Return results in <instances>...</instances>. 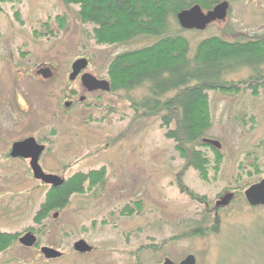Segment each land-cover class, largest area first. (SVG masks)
Instances as JSON below:
<instances>
[{
    "label": "rangeland",
    "instance_id": "obj_1",
    "mask_svg": "<svg viewBox=\"0 0 264 264\" xmlns=\"http://www.w3.org/2000/svg\"><path fill=\"white\" fill-rule=\"evenodd\" d=\"M221 1L230 4L226 20L203 31H181L170 19V35L188 41L190 56L210 37L264 38V0H211L212 7ZM0 7V232L19 238L31 231L38 240L32 248L16 240L0 253V264H158L165 257L178 263L189 255L196 264H264V207H250L243 196L264 179V87L256 96L250 90L210 93L211 125L204 138L220 144L222 161L217 174L210 171L202 180L165 138L159 116L133 106L147 95L145 88L98 90L74 109H59L73 87L79 88L78 98L87 96L79 78L75 85L69 80L75 61L88 60L84 72L108 80L113 57L149 46L155 38L97 45L92 27L80 22L78 7L60 0H0ZM17 10L20 22L13 17ZM57 16L62 17L59 29L53 23ZM43 22L49 23L50 35L40 33ZM38 64L56 66V80L30 79ZM17 66L28 74L18 84L12 73ZM250 76L244 68L226 81ZM31 137L46 148L39 161L46 174L67 180L106 170L98 187L71 196L40 225L33 218L49 187L33 179L27 162L5 156L13 143ZM204 152L213 162L210 148ZM188 192L204 197L208 206ZM228 193L233 198L215 219L207 209ZM79 240L92 251L74 252ZM42 247L62 256L45 260Z\"/></svg>",
    "mask_w": 264,
    "mask_h": 264
},
{
    "label": "trees",
    "instance_id": "obj_2",
    "mask_svg": "<svg viewBox=\"0 0 264 264\" xmlns=\"http://www.w3.org/2000/svg\"><path fill=\"white\" fill-rule=\"evenodd\" d=\"M60 1L78 7L80 22L92 27L91 36L97 45H122L138 37L156 39L149 46L111 59L106 72L111 88L115 92L145 88L147 95L133 106L145 114L159 116L165 138L174 143L186 168L196 171L202 180L208 179L210 171L217 174L222 156L204 143L211 125L210 93L235 95L238 85L253 82L256 84L251 88L256 91L257 83L264 82V43L227 42L210 37L200 41L190 56L188 41L182 36L170 35V19L178 25L176 15L179 12L194 5L210 10L211 0ZM244 68L251 71L246 81H226L232 73ZM168 94L172 96L166 97ZM207 148L213 154V162L204 152ZM105 175L104 167L86 174L77 173L60 187L49 188L33 218L34 224L40 225L52 211L63 210L71 196L82 195L101 184ZM188 195L200 203H207L204 197L189 192ZM17 239V234L0 232V253Z\"/></svg>",
    "mask_w": 264,
    "mask_h": 264
},
{
    "label": "water",
    "instance_id": "obj_3",
    "mask_svg": "<svg viewBox=\"0 0 264 264\" xmlns=\"http://www.w3.org/2000/svg\"><path fill=\"white\" fill-rule=\"evenodd\" d=\"M228 4L226 2L215 5L210 11L204 13L199 5H194L188 10L179 12L176 15V20L182 30L187 31H203L208 25L216 21H223L226 18ZM87 60L79 59L72 64L69 80L73 81L87 68ZM48 72V71H47ZM48 77V76H46ZM82 86L89 92L94 91H109V83L106 80L96 79L89 73H82L80 76ZM205 144H209L216 150L220 149V144L212 140H204ZM45 148L38 145L34 138H27L23 141L13 143L10 150V157L13 159L29 160V169L34 180L50 188L60 187L64 183V179L43 172L39 165V159ZM233 198L232 193H228L221 197L215 203V210L223 208L229 204ZM244 198L250 207H264V179L259 183L250 186L244 192ZM56 217V214L54 215ZM18 242L24 248H32L37 244L36 237L28 232L18 239ZM91 247L83 240H79L73 245V251L78 254H85L91 251ZM40 254L45 260L58 259L62 256L56 250L42 247ZM163 264H175L170 260H165ZM178 264H196L195 258L192 255L187 256Z\"/></svg>",
    "mask_w": 264,
    "mask_h": 264
},
{
    "label": "flooded vegetation",
    "instance_id": "obj_4",
    "mask_svg": "<svg viewBox=\"0 0 264 264\" xmlns=\"http://www.w3.org/2000/svg\"><path fill=\"white\" fill-rule=\"evenodd\" d=\"M2 1V0H1ZM222 2H226L227 4H228V10H227V14H226V18H227V15H228V11H229V9H230V4L227 2V1H221V2H217L216 4H219V3H222ZM215 6V5H214ZM213 6V7H214ZM212 7V8H213ZM211 8V9H212ZM202 9V8H201ZM210 9V10H211ZM210 10H203L202 9V11L204 12V13H206L207 11H210ZM1 11H2V8L0 7V13H1ZM21 12V11H20ZM15 14H14V19L16 20V21H19L20 22V14H19V12H18V10L16 11V12H14ZM15 16H18V18L16 17L15 18ZM226 18L223 20V21H216V22H218V23H222V22H224L225 20H226ZM62 21V17H59V16H57V17H55V18H53V23L56 25V27H57V29H59L58 27H60V26H57V24H58V22H61ZM215 23V22H214ZM212 24V23H211ZM210 24V25H211ZM40 33L41 34H43V35H50L51 33H52V31L50 30V25H49V23L48 22H43V24H41L40 25ZM42 31V32H41ZM45 31V32H44ZM47 39H49V38H47ZM237 42H241V41H237ZM243 42H261V43H264V38L263 37H258V38H256V39H253V40H248V41H243ZM87 62H88V60H87ZM88 66V65H87ZM71 68H72V66L70 67V73H71ZM21 69H23L22 67H20V66H17V68H15V71L13 70L12 71V73H13V75H14V81H15V83L16 84H18V83H20L21 81H24V77L26 76V69H24L23 71L21 70ZM48 71V72H47ZM58 73H59V71H58V68L56 67V66H47V65H44V64H38L34 69H33V71H32V73H30L29 74V78L30 79H33V81L34 82H38V83H40V84H47V83H52L54 80H56V78H57V76H58ZM25 75V76H24ZM28 75V74H27ZM46 76H48V77H46ZM80 76L81 75H78L77 76V78H79V84L81 85V87H82V89L85 91V93L87 94V96L86 97H82V96H79V98H78V94H79V88H78V86H76V87H73V88H71L70 90H69V92L66 94L68 97H67V99L64 101V103H63V109L62 108H59V109H61L63 112H65L66 110H70V109H74V108H76L77 107V104H82L83 102H85L86 101V99H87V97H89V95H91V94H93V93H98V92H100V91H94V92H89V91H87L83 86H82V84H81V81H80ZM76 78V79H77ZM76 79L75 80H73V81H70L71 82V84L72 85H75L76 83H78V81H76ZM100 80H104V79H100ZM106 81L109 83V91H101V93L103 92V93H105V94H111V93H114L115 91H113L112 90V88H111V85H110V82L106 79ZM257 82V81H256ZM264 82H258L257 84H259L258 85V87H257V90L255 91L254 89H252L251 88V85L252 84H256V83H246V84H244L245 86H237L238 88H239V90H238V92L237 93H235V94H239L240 92H242V91H248V90H250V91H252V92H254L255 91V95L254 96H256L257 95V91H258V89H260V88H263L264 87V84H263ZM240 87H242V88H240ZM245 89V90H244ZM253 94V93H252ZM25 113H26V111H25ZM23 141V140H22ZM36 141V140H35ZM19 142V141H18ZM36 143L38 144V145H41V146H43L44 148H45V146L43 145V144H40V143H38L37 141H36ZM13 145V144H12ZM12 145H11V147H12ZM10 150H11V148H10ZM10 150H7V151H9L8 153H7V155H5L7 158H9V159H11V160H18V161H21V162H27V164H28V167H29V160H23V159H13V158H11L10 157ZM46 151V148H45V150H44V152ZM43 152V153H44ZM42 153V154H43ZM42 156V155H41ZM41 156H40V158H41ZM39 161H40V159H39ZM101 169V168H100ZM77 174V173H76ZM75 175V174H74ZM62 179H64V178H62ZM65 180V179H64ZM100 185V184H99ZM99 185H97L96 187H98ZM221 198V197H220ZM219 198V199H220ZM206 206H208V204H206ZM126 207V206H125ZM125 209H127V207L125 208ZM222 208H219V209H217V210H215V208H214V205L213 206H211V208L210 209H207V211H211L212 210V212H213V215H214V217H215V219L217 218V215H218V213H219V211L221 210ZM92 248V247H91ZM91 251H92V249H91ZM90 251V252H91ZM165 260H170V259H168V258H163L162 259V261L159 263L158 262V264H163L164 262H165ZM171 261V260H170ZM171 262H173V261H171ZM174 263V262H173ZM178 263H180V262H178ZM178 263H175V264H178Z\"/></svg>",
    "mask_w": 264,
    "mask_h": 264
}]
</instances>
